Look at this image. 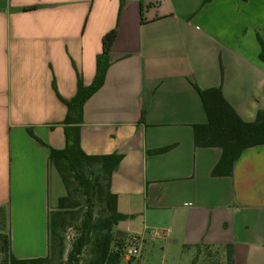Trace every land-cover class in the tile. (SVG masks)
<instances>
[{"label": "crops", "instance_id": "0c3cea01", "mask_svg": "<svg viewBox=\"0 0 264 264\" xmlns=\"http://www.w3.org/2000/svg\"><path fill=\"white\" fill-rule=\"evenodd\" d=\"M113 30L80 137L87 155L123 157L111 183L127 217L117 238L137 245L160 229L166 249L231 245L232 264H264V146L215 178L221 150L195 148L193 135L206 122L194 86L221 88L245 122L264 111V0H0V206L13 254L48 256L59 176L49 158L66 148L69 113L60 98L77 95L79 78L93 84Z\"/></svg>", "mask_w": 264, "mask_h": 264}, {"label": "trees", "instance_id": "16d2710c", "mask_svg": "<svg viewBox=\"0 0 264 264\" xmlns=\"http://www.w3.org/2000/svg\"><path fill=\"white\" fill-rule=\"evenodd\" d=\"M210 1L203 0L204 3ZM116 38V30L103 38V53L97 59L93 84L86 87L79 78L77 95L70 101L60 98L69 112L63 123L66 148L62 151L51 150L49 162L61 177L65 196L58 200L56 208L49 213L48 256L23 260L15 257L11 248L9 210L0 206V250L5 264H55L57 260L62 261L65 253L64 233L78 219L79 225L75 226L77 238L64 264H79L86 247H90L92 252L88 264H121L128 246H133L132 241H121L115 233V227L127 218L119 213L118 197L111 188L113 174L123 157L118 154L87 155L81 148L80 137L83 106L104 85L109 55ZM261 59L264 61V49ZM194 87L206 116L205 123L193 125L195 148L220 149L222 154L211 176L232 177L234 165L244 151L264 146V111L257 113L254 122H245L226 101L221 88L202 90ZM171 148L152 150L149 154H163ZM96 209L99 215H96ZM80 214L82 219L78 218ZM225 250L227 264H232L233 247L228 245Z\"/></svg>", "mask_w": 264, "mask_h": 264}, {"label": "rangeland", "instance_id": "374dc122", "mask_svg": "<svg viewBox=\"0 0 264 264\" xmlns=\"http://www.w3.org/2000/svg\"><path fill=\"white\" fill-rule=\"evenodd\" d=\"M58 178L52 181V188L50 194L51 205L54 209L58 203V197L65 196V188L63 182L61 180L60 175ZM53 209V210H54ZM96 215H99V211L96 209ZM78 218L82 219V215L78 216ZM79 219L73 222V226L68 228L64 233L65 238V253L63 256V260L55 261V264H64L66 262L68 253L71 251L73 243L77 238L78 230L75 227L79 225ZM154 230L150 229L146 234V241H139L137 245L128 246V250L132 248H138V255L133 258L123 257L121 264H223L225 262L224 258V249H214L213 251L205 250L203 253L197 255L196 251H185L179 252L175 248L171 247L166 249V244L163 239H155L153 237ZM155 231H161L160 229H156ZM9 233V232H8ZM1 245V244H0ZM1 248V246H0ZM198 256V257H197ZM79 264H88V262L92 259V252L90 247H86L81 257L79 258ZM196 259V260H195ZM0 264L4 263V256L0 250Z\"/></svg>", "mask_w": 264, "mask_h": 264}, {"label": "built area", "instance_id": "2783aa9c", "mask_svg": "<svg viewBox=\"0 0 264 264\" xmlns=\"http://www.w3.org/2000/svg\"><path fill=\"white\" fill-rule=\"evenodd\" d=\"M153 234H154L155 238H160L161 235H162V233L159 232V231H154ZM132 242H133V244L136 243L135 240L132 241ZM138 252H139V251H138L137 248L129 249L128 251H126L125 257H127V258H133L134 256L138 255Z\"/></svg>", "mask_w": 264, "mask_h": 264}]
</instances>
